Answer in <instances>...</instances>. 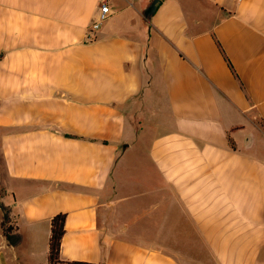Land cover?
I'll return each instance as SVG.
<instances>
[{
    "label": "crops",
    "instance_id": "crops-1",
    "mask_svg": "<svg viewBox=\"0 0 264 264\" xmlns=\"http://www.w3.org/2000/svg\"><path fill=\"white\" fill-rule=\"evenodd\" d=\"M152 1L0 0V264H264V0Z\"/></svg>",
    "mask_w": 264,
    "mask_h": 264
},
{
    "label": "trees",
    "instance_id": "trees-1",
    "mask_svg": "<svg viewBox=\"0 0 264 264\" xmlns=\"http://www.w3.org/2000/svg\"><path fill=\"white\" fill-rule=\"evenodd\" d=\"M214 42L224 62L226 63V66L230 70L231 74L233 75L235 79L238 80V76L236 75L230 61L226 57L220 43L215 39H214ZM240 87L242 88V84H240ZM228 142L230 144V147L233 148L232 141L229 139ZM0 210L2 211V219L0 221V230L10 245H13V246L17 245L20 240V236L14 232L16 228L12 227L10 224L9 210L1 202H0ZM64 220H65V214L63 213L56 214L50 220V237L48 241V253H47L48 264L62 263L59 260L58 253H59L60 241L64 233V228H63ZM68 264H90V263L71 262Z\"/></svg>",
    "mask_w": 264,
    "mask_h": 264
},
{
    "label": "rangeland",
    "instance_id": "rangeland-1",
    "mask_svg": "<svg viewBox=\"0 0 264 264\" xmlns=\"http://www.w3.org/2000/svg\"><path fill=\"white\" fill-rule=\"evenodd\" d=\"M246 136L249 137V135H251V140L252 142L255 141V144L259 143L263 144L264 143V138L251 126H247L246 128ZM5 178V174H4V167H3V163L0 157V183L1 181ZM125 194V193H123ZM5 195V192L3 191V189H0V199L3 198V196Z\"/></svg>",
    "mask_w": 264,
    "mask_h": 264
},
{
    "label": "built area",
    "instance_id": "built-area-1",
    "mask_svg": "<svg viewBox=\"0 0 264 264\" xmlns=\"http://www.w3.org/2000/svg\"><path fill=\"white\" fill-rule=\"evenodd\" d=\"M110 10L105 1L99 5V10L95 22L92 24V29H98L100 25L108 18Z\"/></svg>",
    "mask_w": 264,
    "mask_h": 264
},
{
    "label": "water",
    "instance_id": "water-1",
    "mask_svg": "<svg viewBox=\"0 0 264 264\" xmlns=\"http://www.w3.org/2000/svg\"><path fill=\"white\" fill-rule=\"evenodd\" d=\"M159 4V0H153L149 6L146 8L144 12V17L148 18L150 17L156 10L157 6Z\"/></svg>",
    "mask_w": 264,
    "mask_h": 264
}]
</instances>
